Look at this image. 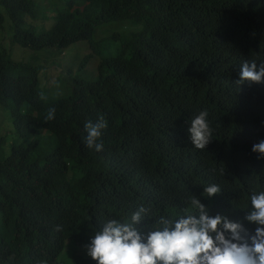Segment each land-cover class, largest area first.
<instances>
[{
    "label": "trees",
    "instance_id": "1",
    "mask_svg": "<svg viewBox=\"0 0 264 264\" xmlns=\"http://www.w3.org/2000/svg\"><path fill=\"white\" fill-rule=\"evenodd\" d=\"M36 3L0 0L11 44L32 52L85 43L95 54L106 24L142 27L117 36L97 80H75L58 99L39 90L40 66L0 55V106L34 138L7 156L0 141V264H98L86 246L104 222H131L145 206L137 228L147 234L166 212L195 213L193 196L210 216L245 218L264 191V155L252 150L264 140V82L240 79L243 63L264 64V0H46L39 12ZM204 110L213 135L201 150L188 128ZM100 117L96 152L85 124ZM211 184L221 192L208 197Z\"/></svg>",
    "mask_w": 264,
    "mask_h": 264
},
{
    "label": "clouds",
    "instance_id": "2",
    "mask_svg": "<svg viewBox=\"0 0 264 264\" xmlns=\"http://www.w3.org/2000/svg\"><path fill=\"white\" fill-rule=\"evenodd\" d=\"M264 82V64L255 61L242 65L240 82ZM50 107L45 121L55 118ZM207 110L199 112L188 128L192 145L205 149L211 142L213 129ZM86 146L96 152L104 150L102 130L107 128L103 117L85 124ZM253 152L264 155V140L253 145ZM208 197L221 192L216 184L204 188ZM195 213L184 210L166 212L155 220L147 234L137 228L150 213L140 206L131 222L107 220L95 231L87 245V254L98 264H264V191L251 195V211L242 219L229 221L219 214L210 216L196 197L190 198ZM59 231V226H57Z\"/></svg>",
    "mask_w": 264,
    "mask_h": 264
},
{
    "label": "rangeland",
    "instance_id": "3",
    "mask_svg": "<svg viewBox=\"0 0 264 264\" xmlns=\"http://www.w3.org/2000/svg\"><path fill=\"white\" fill-rule=\"evenodd\" d=\"M36 1L40 3L37 12L46 8V0ZM36 1L33 0L35 4H37ZM0 20V55L6 53L17 62L40 66L42 70L39 75V90L45 97L54 99L69 96L72 91V82L75 80L91 82L96 73L95 80H97L100 65L111 56H115L120 50L122 41L117 36H129L132 33H137L142 27L141 25L131 27L128 23L106 24L103 26L104 28L97 31L98 36H101L99 39L104 41L101 44L100 52L95 54L85 43L73 45L62 51L47 49L41 52H32L11 44L12 23L2 8H0ZM31 25L34 27L32 28L34 33L48 30L44 29L43 25L38 27L36 22H32ZM93 40H98L96 35ZM87 56L90 59L84 64V59ZM63 85L67 86L62 88ZM46 87L47 91L44 90ZM33 139L27 134L20 136L17 126L10 120V111L6 107L0 106V141L3 143V154L7 156L12 145L26 144Z\"/></svg>",
    "mask_w": 264,
    "mask_h": 264
}]
</instances>
